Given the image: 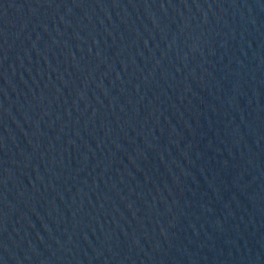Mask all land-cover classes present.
I'll list each match as a JSON object with an SVG mask.
<instances>
[{"label":"water","instance_id":"1","mask_svg":"<svg viewBox=\"0 0 264 264\" xmlns=\"http://www.w3.org/2000/svg\"><path fill=\"white\" fill-rule=\"evenodd\" d=\"M0 264H264V0H0Z\"/></svg>","mask_w":264,"mask_h":264}]
</instances>
